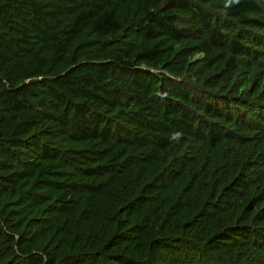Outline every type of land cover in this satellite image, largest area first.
I'll return each instance as SVG.
<instances>
[{"label":"trees","instance_id":"obj_1","mask_svg":"<svg viewBox=\"0 0 264 264\" xmlns=\"http://www.w3.org/2000/svg\"><path fill=\"white\" fill-rule=\"evenodd\" d=\"M0 264H264V0H0Z\"/></svg>","mask_w":264,"mask_h":264}]
</instances>
